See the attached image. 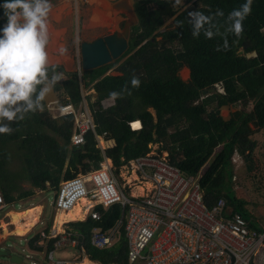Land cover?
Listing matches in <instances>:
<instances>
[{"label":"trees","instance_id":"1","mask_svg":"<svg viewBox=\"0 0 264 264\" xmlns=\"http://www.w3.org/2000/svg\"><path fill=\"white\" fill-rule=\"evenodd\" d=\"M188 2L187 7L175 8L173 0H134L137 23L127 50L107 65L83 71L80 77L75 71L68 72L61 85L72 103L81 101L80 86L96 93L94 100L88 99L94 130L85 133L83 143H71L73 115L52 117L46 106L43 111L28 112L23 120L4 121L14 129L11 135L0 133V191L6 202L14 206L25 203L34 197L35 189L55 192L62 180L97 169L106 158L118 173L127 160L147 153L150 143L160 142L159 152L167 151L168 159L186 175H197L205 166L199 185L207 207L222 198L225 212H238L256 227L245 201L233 192L232 156L236 152L246 158L255 147L249 135L264 129V0H252L240 36L226 34V50L224 35L209 39L202 30L193 37L189 13L214 16L222 10L224 15L215 16L213 23L224 34L229 13L246 0ZM6 21L0 7V29ZM178 21H183L182 26H177ZM114 65L118 74L107 73ZM183 66L189 69L187 80L179 75ZM133 77L140 80L138 88L131 84ZM219 82L225 95L214 92ZM112 92L121 95L103 108L101 99ZM250 103L251 109L246 111ZM222 105L241 108L224 119ZM50 106L53 112L60 107L54 102ZM103 134L114 144L102 149L97 136ZM14 158L20 163L12 168ZM96 210L98 220L88 217L69 222L83 233L86 256L100 264H127L122 229L118 242L109 248L97 249L86 241L92 227L112 226L123 211L119 204L106 209L97 205ZM38 239L36 234L30 245L41 251L43 247L35 243ZM52 242L53 238L47 241L46 252Z\"/></svg>","mask_w":264,"mask_h":264},{"label":"built area","instance_id":"2","mask_svg":"<svg viewBox=\"0 0 264 264\" xmlns=\"http://www.w3.org/2000/svg\"><path fill=\"white\" fill-rule=\"evenodd\" d=\"M215 89V94L225 95L222 83H216ZM85 95L81 90V107L70 102L67 96L64 104L61 100L52 101L61 111L53 112L52 102L46 104L53 117L73 115L70 136L73 145L83 143L85 133L95 126ZM114 102L110 95L100 101L103 108ZM122 166L135 174L137 184H148L142 194H125L112 166L103 163L97 169L60 183L55 198L58 209H68L82 197L94 199L104 208L118 203L124 209L123 219L115 227L92 228L90 244L93 247L112 246L118 239V226L122 225L127 241V264H264V223L257 217L253 227L240 213L225 212L222 198L211 208L207 207L199 185L200 172L196 176L186 175L167 156L154 152L132 158ZM0 206H6L1 191ZM90 215L94 219L100 217L97 211H91ZM39 234L42 239L57 238L47 253L52 264L77 263L76 259H57L54 253L65 244L82 248L77 233L50 229Z\"/></svg>","mask_w":264,"mask_h":264},{"label":"crops","instance_id":"3","mask_svg":"<svg viewBox=\"0 0 264 264\" xmlns=\"http://www.w3.org/2000/svg\"><path fill=\"white\" fill-rule=\"evenodd\" d=\"M173 1H174V3H176L175 0H173ZM50 2L52 4V8H51V11H50L49 16H48L49 43L47 45V52L49 55L50 63L52 65L57 66L56 71L64 72L65 78L63 80H61L60 82L56 83L51 88V91L46 95L44 101L42 102L44 104V106H46L47 103L52 102L54 100H65V101H67L65 96H68V94L65 92V90L63 89L61 84L64 80H66L68 72H71V71L77 72L78 71L79 72L78 75L80 77L83 71H87L81 67L79 45L82 41H92V40L96 39L97 37H99L103 34H107V33H110V32L116 31V30L121 31L122 29H124L125 25L129 26V30H130V34H131L132 27L137 23V16H136L135 9H134V0H50ZM173 6H174V4H173ZM6 23H7V21H6ZM79 64H80V67H79ZM184 69H188V68L186 66H183V70ZM111 74H115V73H111ZM116 74H118V72ZM188 75H189V69H188ZM81 90L83 91V93L87 94L86 95V101H85L86 104L88 102L87 100L89 99L88 97H90V100H91L96 95L94 89H92V88H83V86H80V92H81ZM224 106L227 107L228 105H222L220 107V114L221 115H222V109ZM79 107H81V105ZM89 112L91 114L90 109H89ZM91 116H92V114H91ZM223 118L225 119L224 116H223ZM140 126H141V124H140ZM97 139H98V144L102 149L106 148V147H110L114 144V140L112 138H106L105 134L102 136H98ZM105 161L106 162L103 164H105L107 166H112L110 159H106ZM121 167H122V165H121ZM121 167L119 169H121ZM125 171H126V174L129 172L127 170H125ZM115 175L117 176L116 171H115ZM130 177L134 178V176H132V175ZM116 178H118V177H116ZM124 180L128 181L127 183L129 185H127V183L125 184L124 181H122L123 183H121L120 181H118V182H120L122 184V185H120V188L123 190V192L125 194H127V195L142 194L144 186L142 187V186L138 185L137 183H134V184L131 183L130 184L129 182H131V181L129 178H128V180L127 179H124ZM131 185L140 187L142 189L141 192H137L135 194L133 192V187ZM126 186H128V187H126ZM127 188H129L130 190L127 191ZM20 204L17 207L14 206V204H11V205L6 206V207L0 206V247H7L8 246V244H9L7 242L8 237L21 238L22 241L24 242V246L22 247V250L25 251V253H26L25 255L27 258H32V260H33L31 262L32 264H49V260L47 259V253L50 249L53 248V243L56 241L57 238H53L52 247L46 252L45 246L47 245V241L51 238H48V239L43 238L42 239L39 232L45 231L47 233V232H49L48 230H50V229L56 230L55 227H58L57 223H56V218L58 217L59 212L57 210L56 211L53 210V212L55 211L54 214L52 212L53 215L51 214L50 217L45 218V217H43L44 216L43 215V203H34V204H30V205L24 206V207H19ZM32 205H35V206L39 205L40 206V212L38 214L37 222L33 226H31L30 229L25 234H23V235L15 234L13 232V229L15 228V223L12 221V212L13 211H22V210H24V209H26ZM97 205H99V204L93 203L92 201H88L86 199V204L84 206H82V209H81L83 213L85 212L84 216L81 219H77V220L74 219V220H70V221H65L60 226L61 231L56 230L58 233H62L63 230H67V231L70 230L71 232L77 233L76 236L82 240V248L79 245L78 246H71V245H66V244L62 245V246L58 247L56 249V251L54 252L55 258H57L56 252L58 250H61L63 247H69V248H74L75 250L79 251V255H80V253L83 254V256L81 258L85 257V258L89 259L85 254V249H84L85 237H84L83 233L79 232L77 230H74L73 228L66 227L65 224H67L69 222L85 221L88 217H91L90 212L92 210L98 211V210H96ZM102 208L106 209L104 207H102ZM122 210L123 211H122L121 217L119 219H117L116 222L112 226H110L106 229L115 227L116 224L118 223V220L123 219L124 209L122 208ZM92 219H94V218H92ZM94 220H98V219H94ZM38 221H40L42 223L40 224V227L38 229H35V226L38 225L37 224ZM60 227H58V228H60ZM94 227H97V226H94ZM118 227H119L118 228L119 229V235H118L117 241H115L114 244H116L121 237V229H122L123 234H124V229H123L122 225H119ZM92 228L90 229V232H91ZM99 228H101V227H99ZM33 231H35V233H32ZM36 234H39V239L35 243L38 244V246L43 247V250H41V251L33 249L30 245V239L32 237H34ZM124 238H125V236H124ZM125 240H126V238H125ZM86 241L90 244V233H89ZM8 248H10V250H11V245ZM107 248H109V247H107ZM126 248H127V241H126ZM97 249H99V248H97ZM102 249H105V248H102ZM11 252L16 253L13 250H11ZM64 254H65L64 252H61L60 255H64ZM17 255H19V254H17ZM19 256L21 257V255H19ZM60 257H62V258H57V259H68V260L76 259L77 260V258L79 256H77V258H76V256L73 258H63L65 256H60ZM69 257H71V256H69ZM126 257H127V249H126ZM22 261H23V259L21 257L20 263H22ZM79 262H80V260H77L76 264H78ZM91 262H95L97 264H100L99 262L93 261V260H91ZM0 263L1 264H16V263L10 262L7 257H0Z\"/></svg>","mask_w":264,"mask_h":264},{"label":"clouds","instance_id":"4","mask_svg":"<svg viewBox=\"0 0 264 264\" xmlns=\"http://www.w3.org/2000/svg\"><path fill=\"white\" fill-rule=\"evenodd\" d=\"M176 2L180 3V0H176ZM251 5L252 0H246L240 8L229 13L227 20L230 24L224 34H221L213 23L215 16L224 15L222 10L218 9L214 16L205 15L200 11L190 12L189 23L192 25L193 37H198L202 30L205 37L209 39L214 35H224L223 48L226 50L228 48L226 34L234 33L236 36H240L243 33V21L251 13ZM0 7L4 9V15L7 17V23L0 29L2 32L0 35V133L11 135L14 129L4 121L23 120L28 112L43 111L44 104L42 102L46 95L56 83L65 77L63 72L56 71V65L50 63L47 52L49 43L48 16L52 8L50 0H4ZM182 24L183 21L177 22L178 27ZM219 50L218 46L217 51ZM50 71L51 76L49 75ZM131 84L138 88L139 78L133 77ZM86 95L84 96L85 101ZM120 95L118 92L110 93L113 98ZM217 95L221 94L217 92ZM105 160L102 163H105ZM127 162L128 160L124 164ZM111 165L113 167V164ZM201 172L202 170L200 174ZM113 174L116 177L115 173ZM60 183L58 190L55 191V198L58 195ZM55 198L54 209L59 211ZM9 205L11 204L6 202V206Z\"/></svg>","mask_w":264,"mask_h":264},{"label":"rangeland","instance_id":"5","mask_svg":"<svg viewBox=\"0 0 264 264\" xmlns=\"http://www.w3.org/2000/svg\"><path fill=\"white\" fill-rule=\"evenodd\" d=\"M175 2H176V0H175ZM188 3H189L188 0H180V3H177V2L174 3V7L175 8H179V7L184 8V7L189 6ZM116 65L112 66L107 71V73H115L116 74L117 73L115 70ZM183 71H184L183 67H181L179 70V75L184 80H187L189 75L183 76V74H182ZM67 98H68V96H67ZM92 100H94V97ZM64 103H66V101L61 100V104H64ZM88 103L89 102H87V105H88ZM80 104L81 103L79 102L78 104H75V105L78 107V106H80ZM240 108H241L240 105L239 106L238 105L237 106L228 105L227 107L224 106L222 109V115L225 117V119H227L230 116V113H232L235 110L240 109ZM250 109H251V103L249 104L248 107L245 108V110L249 111ZM61 110H62L61 107L57 108V111H61ZM150 110L152 111V109H150ZM130 126H131V128H134L133 125L130 124ZM250 126L253 129L255 128L252 123H250ZM249 136L252 140L255 141V147L252 150V152H250L246 158L242 157L241 155H239L236 152L232 156V172H233L232 189H233V192L236 195V197L243 199L245 201L246 204L244 205V207L249 212L252 220L254 221L255 218L258 217L259 221L264 223V129H258L255 132H252ZM148 146L150 147L149 153L154 152V153L160 154L162 156L168 155L167 151H161V153L159 152L160 146H161L160 142L159 143H150ZM19 163H20V160H18L17 158H14V159H12L11 167L15 168L19 165ZM122 167H121V169L118 170V173L116 176L119 178V179L117 178L118 181H120L121 183H123L122 181H124L126 184L128 181H125L124 179L128 180V178H129L130 181H133V183L138 182L135 180V174H133L131 171H129L126 174V171H125L126 169L123 167L125 169L124 170ZM204 168H205V166L201 170H204ZM111 170L113 173H115V168L111 167ZM131 175L134 176V178L130 177ZM121 183L119 184V186L122 185ZM129 183L131 184V182H129ZM23 185L25 187H30L28 182H23ZM143 186H144V189H146L148 187V184H143ZM126 187H128V186H126ZM132 187H133V191L136 188H138V186H132ZM129 190L130 189L127 188V191H129ZM34 192H35L34 197L32 199L26 201L25 203H21L19 207L28 206V205L34 204V203H43V215H44L43 217H45V218L50 217L53 210H55L54 205H53V201L55 198V192L50 191V190L43 191V190H39V189H35ZM134 193L136 194L137 191ZM82 198H84V197H82ZM86 199L88 201H92L93 203H96L95 200H90L88 198H86ZM33 206H35V205H33ZM66 211L67 210L59 209L58 212H66ZM54 212H53V214H54ZM77 219H81V218H76V220ZM254 222H255V224H257L258 221H254ZM41 223L42 222L38 221V223H37L38 225L35 226V229H38L40 227ZM65 225H66V227L73 228L71 225H69V223H67ZM56 229L58 231L59 230L61 231V227L60 228L56 227ZM32 233H35V231H33ZM20 239L21 238H18V237H8L7 242L9 243V246L11 245V250H13L17 254L21 255L23 261L20 264H32L31 263L33 261L32 258H27L25 255L26 254L25 251L22 250V247L24 246V242L22 241V239L21 240ZM61 252H64L65 254L60 255ZM60 256H65L63 258H73L75 256L77 258V256H79L77 258V260L81 261V259H82L81 257L83 256V254L80 253V255H79V251L75 250L74 248L63 247L61 250H58L56 252V257L62 258ZM69 256H71V257H69ZM49 264H52V262L49 261Z\"/></svg>","mask_w":264,"mask_h":264},{"label":"water","instance_id":"6","mask_svg":"<svg viewBox=\"0 0 264 264\" xmlns=\"http://www.w3.org/2000/svg\"><path fill=\"white\" fill-rule=\"evenodd\" d=\"M129 34V26L125 25L121 31L103 34L92 41H82L79 45L81 67L91 70L119 58L128 48ZM8 247L9 244L7 247H0V257H7L10 262L20 264L21 257Z\"/></svg>","mask_w":264,"mask_h":264},{"label":"bare ground","instance_id":"7","mask_svg":"<svg viewBox=\"0 0 264 264\" xmlns=\"http://www.w3.org/2000/svg\"><path fill=\"white\" fill-rule=\"evenodd\" d=\"M79 67H80V64H79ZM182 74H183V76H187L188 75V69H184ZM141 190L142 189L140 187H138L133 192H136V191L141 192ZM85 204H86V199L80 198L74 204V206H72L69 210H67V212H59V215L56 218L57 226L60 227L61 224L65 221L74 220L76 218H82L84 216L85 212L83 213L81 209H82V206H84ZM39 212H40V206L39 205H36V206L32 205V206H30V207H28L22 211H13L12 212V221L15 223V228L13 229V232L17 235L25 234L30 229V227L33 226L37 222ZM78 264H97V263L91 262V260L84 257V258H82V260Z\"/></svg>","mask_w":264,"mask_h":264}]
</instances>
